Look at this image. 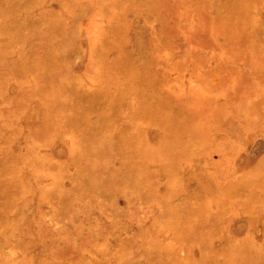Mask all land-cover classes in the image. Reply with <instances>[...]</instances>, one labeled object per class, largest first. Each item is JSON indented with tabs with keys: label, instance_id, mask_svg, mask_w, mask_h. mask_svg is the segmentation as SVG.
I'll return each instance as SVG.
<instances>
[{
	"label": "rangeland",
	"instance_id": "1",
	"mask_svg": "<svg viewBox=\"0 0 264 264\" xmlns=\"http://www.w3.org/2000/svg\"><path fill=\"white\" fill-rule=\"evenodd\" d=\"M0 264H264V0H0Z\"/></svg>",
	"mask_w": 264,
	"mask_h": 264
}]
</instances>
